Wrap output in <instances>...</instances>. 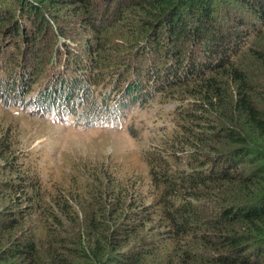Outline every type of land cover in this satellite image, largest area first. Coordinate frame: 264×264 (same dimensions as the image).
<instances>
[{
  "label": "trees",
  "instance_id": "obj_1",
  "mask_svg": "<svg viewBox=\"0 0 264 264\" xmlns=\"http://www.w3.org/2000/svg\"><path fill=\"white\" fill-rule=\"evenodd\" d=\"M91 1L45 0L53 12L66 8L72 14H81L82 26L92 33L84 51L83 70L88 86L84 90L101 85L105 88L108 80L116 77L115 82H120L121 72L124 76L136 74L144 79L158 76L157 88L177 83L180 97L198 99L196 104L200 106L188 105L181 111L184 121L181 132L172 138L170 157L159 151L152 153L147 164V186L153 190V200L148 204L139 198V193H131L137 182L129 178L107 182V177L94 173L85 181L69 175V180L56 181L50 186L43 183L34 169L27 168L31 173L22 177L14 169L16 164L13 169L1 166V174L10 170L11 175L5 179L0 176V198L14 205L6 212L0 211V264H148L147 258L151 259L157 248L155 234L150 241L145 236L138 240L139 247L155 245L149 251L134 254L127 246L145 231L157 229L164 230L169 245L166 258L172 260L170 264H264V106L258 103L259 93L255 89V85L264 84V45H255V39L264 31V0L235 1L246 7L262 27L252 28L254 42L250 49H242L247 33L240 43L233 45L241 51L249 50L234 63L230 62L225 44L220 46L222 32L219 31V36L215 34L216 0H105V6L98 5L93 11ZM221 1L217 0V4ZM16 3L13 11L4 7L11 15L0 16V37H7L5 40L10 43L8 34H13L26 42V29L20 22L21 16H15L17 12L23 14L24 21L36 26V32L43 33L49 28L42 8L27 4V0H16ZM93 13L97 15L92 19ZM197 40L208 43L207 48L212 40L221 42L218 46L212 44L216 47L211 52L216 53L217 59L208 72L217 69L211 76H207L205 63L195 60ZM51 41L49 45L44 44L43 57L35 55L36 63H30L26 55L9 67L3 56L0 91L15 76L20 80L15 97H25L46 76V63L49 65L53 60L51 48L57 39L54 37ZM176 41L185 42L175 47L176 52L166 47L167 42ZM5 45L1 42L0 50H7ZM119 48L126 50L122 58L117 56ZM24 51L25 54L28 50ZM144 52L146 56L150 52L159 57V70L154 67L155 73L150 71L152 65L144 67L147 59L138 63ZM235 52V58L242 56ZM247 54L250 62L246 61ZM172 58L175 63L169 64ZM70 64L65 63V69ZM72 64L80 68L74 61ZM58 85L54 77L44 85L40 106L45 111H50L60 99L57 91L64 88L59 89ZM134 90L130 87L127 93ZM72 96L71 90L61 94L59 115H74V109L69 107ZM83 96L89 94L83 91ZM36 108L32 112H40ZM204 111L212 112L218 125ZM9 139L10 132L0 125V161L12 159ZM178 150L186 154L191 170L173 169L183 158L176 155ZM221 158H225L224 163ZM21 206L33 210L26 214ZM78 209L84 216L80 223L79 219L70 217ZM35 212L48 213L38 227L41 234L26 231L21 235L17 229L24 228ZM50 219L58 232L51 230ZM65 226L71 230V237L82 236L84 230L83 240L69 247L70 241L59 231Z\"/></svg>",
  "mask_w": 264,
  "mask_h": 264
},
{
  "label": "rangeland",
  "instance_id": "obj_2",
  "mask_svg": "<svg viewBox=\"0 0 264 264\" xmlns=\"http://www.w3.org/2000/svg\"><path fill=\"white\" fill-rule=\"evenodd\" d=\"M230 1L223 0L217 4L216 0L217 15H215L213 21L219 30L216 28L215 34L219 36L222 32L219 37L223 38V43L221 44L217 40L212 41L217 43L216 46L225 44L224 49L228 51L227 55L231 56L229 58L230 62L234 63L249 50L246 52L245 50L241 51L240 48L236 49L237 45L235 47L233 45L240 43L247 33L248 38L244 41L242 49L251 47L254 42L252 40V28L255 25L260 27L262 25L246 7L237 4L236 0ZM36 2V0H27V4L38 5L43 9L44 17L49 22V28L43 33L36 32V26L31 21H24L23 14L17 12L15 16H21L22 21L20 22L26 29V42H23L21 38L13 34H8L10 36L8 38L9 43L5 40L7 37L1 36L0 44L1 42L2 44L6 43L7 50H0V63L2 57L5 56L7 66L11 67V63L20 62L23 56L25 57L26 55V59L28 58L30 63H32L36 56L43 57L42 48L45 46L44 44L49 45L52 42L51 38L54 40L55 37L57 39L56 44L51 48L54 53L53 60L49 65L46 63L47 70L44 71L45 73L42 72L46 76L33 85L25 97H15V89L20 81L15 76L10 78L7 81L6 88L0 91L2 92L0 93V125L10 132L9 141L13 148L11 152L13 154L9 153L11 155L9 158L12 157V159L1 160L0 167L4 166L5 168L13 169L16 164L14 169L17 168L19 170L18 173H21L22 177H27L31 173L28 171L29 168L34 169L39 173L43 183L50 186L56 181L69 180V175H77L81 180L85 179V181L90 174L94 173L102 176V178L107 177V182H120L121 179L126 180L129 178V181L137 182L136 186L131 188V193H134V195L139 193V198H142L143 202H146V204L151 203L153 190L147 186V173L149 170L147 164L152 157V153L159 151L170 157V154H172L170 153L172 138L175 134L181 132L180 125L184 121L183 116L180 115L181 111L186 109L188 105L189 107L192 104L200 106V104H196L199 100L196 99L195 101L191 97L182 99L180 97L181 90L176 86L178 85L177 83L172 86L157 88L159 87L157 86L158 76L157 79L154 76H147L144 79L137 77L136 74L124 76L123 72H121L122 81L120 82H115L116 77L108 80L110 82L105 85V88L101 85L97 88L91 87L90 91L84 90L85 86L88 88L85 83V70H83V66L86 64V52L84 51L86 42L92 33L89 29L82 26L81 14H72L70 9L66 8L56 13L50 9L49 4L45 0ZM97 2L96 0L91 1V5H93L92 11L93 8L97 9L98 5L101 7L105 6L107 1L97 0ZM16 4V0H0V16L10 17L9 10L4 9V7L6 6L13 11ZM96 15L97 13H93L91 18L93 19ZM262 33V36L255 39V45L257 46L259 44L264 45V31ZM159 38L156 40L159 41ZM204 38L205 36H203ZM7 43L9 44L7 45ZM184 43V41H176L174 44L167 42L166 47L172 48V51L176 52L177 49L175 47L183 46ZM196 43L198 53H195L197 55L195 60L205 63L203 66L207 67V76H211L212 72L217 69L215 68L208 72L212 63L217 59L216 53L211 52V50L215 51L214 47L216 46H212L213 43H209L207 48L208 43L203 40L201 42L197 40ZM35 45L37 46L34 51L33 47ZM187 47L190 48V45ZM25 48L28 51L24 54ZM40 50L42 52L39 53ZM68 50L71 55L67 54ZM125 51L124 48H119L117 56L121 55L118 57L122 58V54ZM235 51L242 53V56L239 55L240 57L236 56L235 58ZM245 58L247 62L251 61L249 54ZM146 59L148 60L147 63ZM199 59L201 60L199 61ZM137 60L139 64L145 61V68L152 65L150 71H153V73L156 71L155 68H158L157 71L159 70V57L155 53L151 55L149 52L146 56L144 52ZM173 60L172 58L169 64ZM73 61L80 68H76L72 64ZM67 62L71 64L68 69H65V63ZM60 71H63V73H59ZM180 72L183 74V70ZM53 77L58 79L60 84L58 88L64 89L60 91L61 93L57 91L60 99H58L56 105L50 111H45L40 106V93L44 89V85L48 81L53 80ZM130 87L135 90L132 93H127ZM255 89L259 93L257 94L258 103L264 106V84L255 85ZM70 90L73 96L70 98L71 105L69 107L74 109L75 113L68 116L59 115V107L62 106L61 94L64 95ZM83 91L89 96L82 97ZM50 99L49 94L48 100ZM93 103L95 105H91ZM36 107L41 109L40 112H32L34 110L37 111ZM204 113L209 116L210 121L214 125H218L216 116L212 112L206 113L204 111ZM187 150L190 152L191 149ZM176 155L183 158L181 162L173 166V169L191 170L186 154L183 155V152L178 150ZM221 159L222 162L225 160V158ZM200 160L202 161L203 159ZM222 162L217 164L220 165ZM21 168L22 170H20ZM103 172L107 174L102 175ZM10 175V170L5 172V174L0 172V176H4V179ZM12 177H15V175ZM125 182L127 183V181ZM12 203L10 200L0 198V211L6 212L7 208H13L14 204ZM21 207L26 210V214L31 213L33 210L25 208V206ZM47 217V212H35L28 219L25 227H21V230L18 228L17 232L20 231L21 235L23 233L26 234V231L36 235L41 234L42 230L38 229V227ZM70 217L76 221L79 219V223L84 218L79 209L71 212ZM49 224L52 231L58 232L53 220L50 219ZM149 227H153V225L149 224ZM59 231L70 241L69 247L75 246L81 239L83 240L81 237H84V230L81 231L82 236L76 234L71 237V230H69L68 226L59 228ZM163 233V229H157L153 232L145 231L137 239H132L127 247H130L129 251L131 250L134 254H140L146 250L149 251L148 249L151 245L139 247L141 243H138V240L141 236H145L149 237L148 241H150V237L155 234L154 240L156 239L157 241V248L154 250V256L150 257L151 259L147 258V263L156 264L157 262L159 264L161 262L170 264L172 260L166 258L169 245ZM153 247L155 245L151 249Z\"/></svg>",
  "mask_w": 264,
  "mask_h": 264
}]
</instances>
